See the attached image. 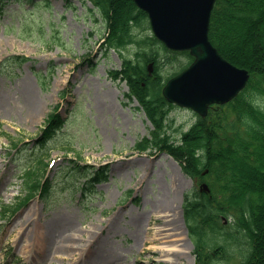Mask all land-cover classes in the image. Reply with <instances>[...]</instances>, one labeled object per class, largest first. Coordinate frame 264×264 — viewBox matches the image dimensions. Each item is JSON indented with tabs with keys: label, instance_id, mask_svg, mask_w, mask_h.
Returning a JSON list of instances; mask_svg holds the SVG:
<instances>
[{
	"label": "rangeland",
	"instance_id": "374dc122",
	"mask_svg": "<svg viewBox=\"0 0 264 264\" xmlns=\"http://www.w3.org/2000/svg\"><path fill=\"white\" fill-rule=\"evenodd\" d=\"M49 2L50 7L39 8L44 33L39 25L23 22V11L16 3L0 16V264H70L55 259L51 250L32 256L12 237L17 222L27 215L54 228L71 216L75 229L101 219H107V225L117 216L101 246L119 254L108 264H169L159 254H145L149 243L144 240L152 237L148 230L160 222L151 215L154 203L161 201L175 205L180 238L191 244V257L185 254L177 264H197L183 205L185 196L197 193L208 178L185 175L167 152L136 149L138 142L152 138L155 127L139 100L125 96L127 83L108 74L122 68L123 58L134 59L139 47L106 51L107 30L93 4L74 1L70 8L61 0ZM244 47L251 48L250 44ZM12 56H26L29 61L18 65L8 61ZM175 66L166 64L162 76L179 65ZM56 106L69 121L42 144V129ZM195 121L192 111L173 108L165 125L169 135L179 138ZM41 160L47 167L39 174L54 183L49 201L36 197L17 213L4 216L1 206L15 204L22 193V168L39 169ZM104 166L109 168L108 179L84 196L87 168ZM226 221L231 224L233 219ZM69 234L79 238L77 232ZM55 235L62 241L61 235ZM240 260L233 252L217 264H240Z\"/></svg>",
	"mask_w": 264,
	"mask_h": 264
},
{
	"label": "trees",
	"instance_id": "16d2710c",
	"mask_svg": "<svg viewBox=\"0 0 264 264\" xmlns=\"http://www.w3.org/2000/svg\"><path fill=\"white\" fill-rule=\"evenodd\" d=\"M49 1L0 0V15L6 12L8 4L17 2L24 10V21L39 25L41 30L39 8L49 5ZM63 1L73 8L74 0ZM80 1L91 2L101 15L107 30L106 51L120 52L130 45L139 47L134 59L123 58L122 68L109 72L113 80L127 83L126 97L139 100L155 127L152 138L138 142L136 149L167 152L194 179H203L207 171L211 194H187L184 203L198 262L213 264L216 257L210 253L212 250L214 254L221 253V261L226 260L233 253L230 250L235 249L243 259L241 264H264V0L217 1L210 40L225 59L248 70L251 79L233 102L212 109L206 118L199 117L179 138L168 134L165 124L173 106L163 98L162 89L193 58L187 52H169L152 34L148 35L147 14L133 0ZM246 44L251 48L245 49ZM8 61L23 65L29 58L16 56ZM166 64L179 66L163 77ZM64 123L57 111L51 114L43 130V142ZM39 165V169H30L24 175V196L18 208L37 196L46 200L50 195L52 183L39 174L42 170L43 175L46 164L40 161ZM91 169L85 193L108 176V167ZM8 211L5 209L4 213ZM223 217L232 218L233 222L226 226Z\"/></svg>",
	"mask_w": 264,
	"mask_h": 264
},
{
	"label": "water",
	"instance_id": "95a60500",
	"mask_svg": "<svg viewBox=\"0 0 264 264\" xmlns=\"http://www.w3.org/2000/svg\"><path fill=\"white\" fill-rule=\"evenodd\" d=\"M148 15L154 36L175 52H189L193 63L163 88L165 99L193 110L201 117L212 105H225L245 90L250 80L246 69L227 61L209 38L217 0H133ZM201 191L209 192L207 184Z\"/></svg>",
	"mask_w": 264,
	"mask_h": 264
},
{
	"label": "bare ground",
	"instance_id": "6f19581e",
	"mask_svg": "<svg viewBox=\"0 0 264 264\" xmlns=\"http://www.w3.org/2000/svg\"><path fill=\"white\" fill-rule=\"evenodd\" d=\"M177 214L173 203L165 201L154 203V211L151 215L160 222L155 223L154 227L148 230V235L152 237L144 240L146 245L149 243L145 254L150 255L152 252L159 254V258L169 264H177L185 254L191 257L189 240L180 238L183 233L180 232L181 226L175 218ZM116 217L112 216L107 225L105 224L107 219H101L98 223L93 222L81 229H75L72 227L74 222L71 216L63 217L54 228L53 225L37 224L33 217L27 215L22 216L17 222L15 230L12 231V237L32 256L45 255L48 250H51L55 259L70 264H97L98 262L108 264L115 257L117 259L119 254L117 249L103 250L101 246L108 240L106 234ZM72 231L79 233V238L77 235H70L69 232ZM56 233L63 237L62 241L57 239Z\"/></svg>",
	"mask_w": 264,
	"mask_h": 264
}]
</instances>
